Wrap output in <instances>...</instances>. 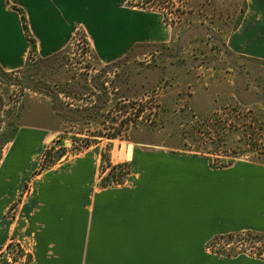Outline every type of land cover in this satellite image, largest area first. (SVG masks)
<instances>
[{
    "label": "rangeland",
    "instance_id": "1",
    "mask_svg": "<svg viewBox=\"0 0 264 264\" xmlns=\"http://www.w3.org/2000/svg\"><path fill=\"white\" fill-rule=\"evenodd\" d=\"M98 8L96 18L73 22L61 52L43 58L35 47L19 70L0 68V264H34L22 247L32 234L50 246L82 237L81 263L106 261V209L130 198L121 184L133 173L112 165V147L143 141L158 147L143 148L146 155L204 158L212 170L264 161V0H113ZM109 9L157 15L170 41L97 62L104 41L95 31L106 30ZM34 122L48 128L11 154L9 142ZM96 156L98 171L86 162ZM238 255L264 259V235L217 237L198 260L146 264ZM58 258L48 264L75 262Z\"/></svg>",
    "mask_w": 264,
    "mask_h": 264
},
{
    "label": "crops",
    "instance_id": "2",
    "mask_svg": "<svg viewBox=\"0 0 264 264\" xmlns=\"http://www.w3.org/2000/svg\"><path fill=\"white\" fill-rule=\"evenodd\" d=\"M111 1L0 0V68L8 72L19 70L31 51L20 12L27 14L36 53L48 58L66 47L72 37L73 22L96 18L102 10L98 5ZM109 10L111 17L107 18L106 30L95 31L104 41L95 52L99 63L110 64L120 53L124 56L138 45L166 44L171 39V31L157 15ZM51 110L55 114L52 107ZM34 123H26L30 129L18 131L9 142L13 146L11 154L24 144L32 148L39 139L34 131L48 128L44 122ZM151 147L155 146L138 141L130 149L112 147L109 151L112 165L128 164L133 170L127 176V185L121 184L131 192L121 206L106 209L107 235L102 242L108 250L106 261L96 264L198 260L203 256L204 246L217 237L240 233L264 235V161H238L212 170L204 158L151 156L142 150ZM86 162L98 171L97 156L87 157ZM27 233L30 234L28 227ZM32 235L21 243L30 250L34 264H48L53 255L82 264L85 243L82 237L68 236L50 246L46 237ZM209 264H264V259L222 256Z\"/></svg>",
    "mask_w": 264,
    "mask_h": 264
},
{
    "label": "trees",
    "instance_id": "3",
    "mask_svg": "<svg viewBox=\"0 0 264 264\" xmlns=\"http://www.w3.org/2000/svg\"><path fill=\"white\" fill-rule=\"evenodd\" d=\"M21 14V19H22V27H23V30H24V33H25V36L27 38V40L29 41L30 43V47H31V51H35V41L34 39L31 37L30 33H29V30H28V27H27V23H26V19H25V16L23 15L22 12H20ZM54 101H56V99L54 98ZM112 138H115V135L112 136ZM8 141L4 142L7 143ZM3 144V145H4Z\"/></svg>",
    "mask_w": 264,
    "mask_h": 264
}]
</instances>
